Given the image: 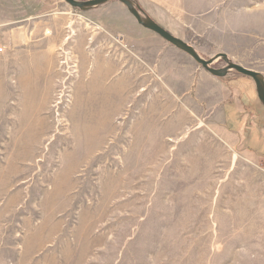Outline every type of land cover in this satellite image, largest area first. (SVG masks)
<instances>
[{
	"label": "rangeland",
	"instance_id": "374dc122",
	"mask_svg": "<svg viewBox=\"0 0 264 264\" xmlns=\"http://www.w3.org/2000/svg\"><path fill=\"white\" fill-rule=\"evenodd\" d=\"M9 1L32 18L0 28V264H264L261 138L180 96L205 71L119 3ZM132 2L204 60L264 46V0Z\"/></svg>",
	"mask_w": 264,
	"mask_h": 264
},
{
	"label": "crops",
	"instance_id": "0c3cea01",
	"mask_svg": "<svg viewBox=\"0 0 264 264\" xmlns=\"http://www.w3.org/2000/svg\"><path fill=\"white\" fill-rule=\"evenodd\" d=\"M12 12H14V8H11V2L9 0H0V28L18 25L32 18L31 15L27 14L21 18H16L11 15ZM1 40L2 38H0V48H2L3 51L0 53V59L6 61L10 59V56H8L9 53L7 52V48L2 45ZM230 48L232 50L236 49L234 45L231 44ZM239 49L241 52L239 59L241 61H237V64L250 71L261 74L264 78V46L262 45L259 47L256 45L252 47L244 43L241 44ZM224 54L229 56V50L226 49ZM24 55L29 54H23L21 52L18 55V60L22 65L23 75L26 76L27 80H31L35 76V69L34 66H31L30 57H25ZM249 56L252 58H248ZM7 71L8 67L6 61L4 67L0 66V74L3 75L7 73ZM192 76L194 77L195 83L184 87V92L180 96L195 95V97L204 101L209 108L216 109V113H218L219 116L214 119L221 122L224 128L232 133H243L244 135V130L248 129L247 133L250 135L249 139H247V143L260 137L262 142V156L264 158V108L258 102L254 90L251 89V87H254L253 82L251 81L253 86L245 85L246 83L243 80L244 89H241L234 85V80H232V82L229 80L219 81L206 72L196 73L194 71ZM228 76L227 74V77ZM166 77L168 82L173 86L187 84V80H185V77H187L185 76V71L178 64L172 66L171 73H168ZM242 91H247V95L244 96Z\"/></svg>",
	"mask_w": 264,
	"mask_h": 264
},
{
	"label": "water",
	"instance_id": "95a60500",
	"mask_svg": "<svg viewBox=\"0 0 264 264\" xmlns=\"http://www.w3.org/2000/svg\"><path fill=\"white\" fill-rule=\"evenodd\" d=\"M68 6L75 10L81 12H87L98 8L100 6L106 5L108 2H116L120 5H124L130 14V16L135 19L136 23L140 25L145 30L155 33L160 37L165 43H168L170 46L176 48L181 53L183 52L188 57L191 58L196 64H198L208 75L216 79H224L227 77L229 72H233L240 76H245L249 78L256 89V96L258 102L264 108V78L261 74L250 71L232 61H230L225 54H217L210 60H204L192 46H189L183 40L176 38L170 32L165 31L161 26L158 25L153 19L144 17L143 12L132 2V0H62ZM222 60L225 64V67L222 69H216L212 67V64L217 61Z\"/></svg>",
	"mask_w": 264,
	"mask_h": 264
},
{
	"label": "built area",
	"instance_id": "2783aa9c",
	"mask_svg": "<svg viewBox=\"0 0 264 264\" xmlns=\"http://www.w3.org/2000/svg\"><path fill=\"white\" fill-rule=\"evenodd\" d=\"M3 51V49L2 48H0V53Z\"/></svg>",
	"mask_w": 264,
	"mask_h": 264
},
{
	"label": "trees",
	"instance_id": "16d2710c",
	"mask_svg": "<svg viewBox=\"0 0 264 264\" xmlns=\"http://www.w3.org/2000/svg\"><path fill=\"white\" fill-rule=\"evenodd\" d=\"M220 80V79H219ZM222 80V79H221Z\"/></svg>",
	"mask_w": 264,
	"mask_h": 264
}]
</instances>
